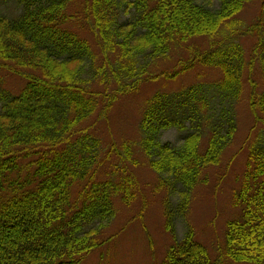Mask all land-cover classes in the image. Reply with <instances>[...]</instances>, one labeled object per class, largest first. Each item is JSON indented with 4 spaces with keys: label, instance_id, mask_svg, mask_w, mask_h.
Here are the masks:
<instances>
[{
    "label": "trees",
    "instance_id": "16d2710c",
    "mask_svg": "<svg viewBox=\"0 0 264 264\" xmlns=\"http://www.w3.org/2000/svg\"><path fill=\"white\" fill-rule=\"evenodd\" d=\"M255 1L219 0L214 11L197 0H87L83 15L96 50L68 28L79 19L68 14L72 0H15L19 15L0 16V67L25 85L13 95L0 78V264H80L102 246L99 227L115 217L117 197L125 205L137 198L138 181L123 170L118 181L98 182L99 143L82 125L142 83L198 64L219 69L220 81L153 96L140 125L150 168L160 175L158 189L168 191L166 229L175 235L176 217L186 216L192 191L206 183L205 171L220 164L236 135L235 110L227 102L241 99L245 81L251 113L264 122V0L254 25L240 28L236 20ZM130 12L123 24L122 14ZM240 30L238 37H256L249 58L232 40ZM225 31V40L215 39ZM196 38H207V48L187 46L189 60L172 74L151 73L158 60ZM256 64L261 90L252 77ZM88 71L92 77L84 78ZM170 129L193 133L171 148L159 142ZM205 129L210 136L201 151ZM176 189L182 194L177 211L170 203ZM234 205L241 217L227 223L219 257L213 259L189 227L162 264H264V147L250 151Z\"/></svg>",
    "mask_w": 264,
    "mask_h": 264
},
{
    "label": "rangeland",
    "instance_id": "374dc122",
    "mask_svg": "<svg viewBox=\"0 0 264 264\" xmlns=\"http://www.w3.org/2000/svg\"><path fill=\"white\" fill-rule=\"evenodd\" d=\"M87 0H72L68 14L79 16L76 22L68 25L82 38L88 40L97 50V39L91 24L87 22L83 11ZM125 5L131 0H121ZM212 10L219 9V0H197ZM261 0L249 4L236 18L242 25L240 28L254 25L261 14ZM20 13L15 0H0V16L15 19ZM129 14H122V23L129 22ZM226 32V31H225ZM225 34L215 37L225 40ZM243 33L238 31L233 41H240L246 49L247 58L251 56L257 45L255 35L238 37ZM238 37V39H237ZM207 38L191 40L180 50H174L169 58L158 60L151 66L152 74L170 73L179 68L180 62L188 61L190 53L187 46L207 48ZM187 47V48H186ZM100 65V64H98ZM259 64L255 65L253 78L263 88ZM88 71L84 78H90ZM1 84L11 94L17 95L25 85V81L0 67ZM222 78L217 68L195 65L182 71L174 78L160 76L156 80L142 83L136 91L124 94L106 113L98 109L82 128L93 139L97 140L98 160L94 168L97 170V181H118L123 170L133 174L138 181L137 198L125 205L121 197L115 199V217L105 226L99 227L97 239L102 246L92 251L80 264H162L168 250L176 241L182 240L189 227L194 230L197 241L206 246L213 259L219 257V248L223 246L227 223L241 217V208L234 205V192L241 188L246 164L250 151L264 147V122L256 123L249 107L250 87L245 81L243 96L233 104L235 120L238 129L231 144L223 154L219 165L212 166L204 173L206 183L198 185L191 193L190 205L186 216L178 214L175 219V235L166 228V213L163 206L168 196L167 189H158L160 175L149 165L143 149L141 120L147 102L157 94L174 95L198 84H215ZM220 102V99H217ZM230 102V103H229ZM220 108V107H219ZM215 114V110L213 111ZM193 132H180L170 129L162 132L159 142L171 148H179L185 139ZM210 134L204 132L201 151L204 150ZM130 149L128 156L126 149ZM101 162V164L99 162ZM180 189L173 190L170 203L174 210H179L181 203ZM74 190V196H76Z\"/></svg>",
    "mask_w": 264,
    "mask_h": 264
}]
</instances>
